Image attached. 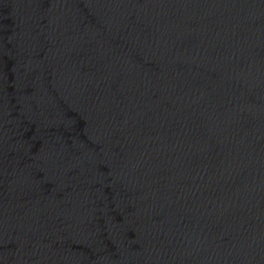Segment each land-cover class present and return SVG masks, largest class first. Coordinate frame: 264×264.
I'll return each instance as SVG.
<instances>
[{
	"label": "water",
	"instance_id": "water-1",
	"mask_svg": "<svg viewBox=\"0 0 264 264\" xmlns=\"http://www.w3.org/2000/svg\"><path fill=\"white\" fill-rule=\"evenodd\" d=\"M0 264H264V0H0Z\"/></svg>",
	"mask_w": 264,
	"mask_h": 264
}]
</instances>
